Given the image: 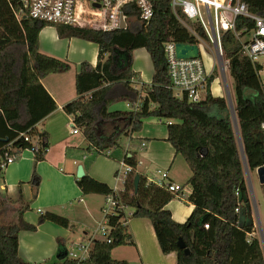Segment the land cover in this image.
I'll return each instance as SVG.
<instances>
[{"label": "trees", "instance_id": "trees-1", "mask_svg": "<svg viewBox=\"0 0 264 264\" xmlns=\"http://www.w3.org/2000/svg\"><path fill=\"white\" fill-rule=\"evenodd\" d=\"M150 1L153 17L147 26L138 20L134 6L129 5L123 10L127 16L126 27L103 32L51 25L27 17H21L18 23L14 16L19 8L17 0L11 4L0 0V160L8 145L15 155L37 146L33 154L35 165L44 159L48 148L46 134L37 132L34 127L54 112L56 105L41 80L47 75L68 71L70 65L39 51V32L53 27L59 39L92 42L98 47L96 64L94 67L87 62L80 64L75 76L77 98L62 108L88 143L83 153L87 155L86 161L91 163L97 155L109 157V152L118 147L117 135L103 139L97 134L96 126L101 122L123 120L129 133L139 132L146 119L166 122V141L191 173L186 184L191 188L187 202L193 206L192 212L184 223L173 221L165 206L175 195L138 175L135 172L137 153L129 150L121 161L132 171L124 178L120 198L133 211L132 218L150 222L161 253H174L175 264H264L258 239L247 237L252 231V214L241 157L242 151L248 172L264 165V129L261 127L264 89L260 87L253 65L242 55L239 41L227 31L221 36L222 57L233 81L231 102L240 141L227 100L214 97L210 92V85L216 79L213 74L207 80L201 101L188 103L176 98L168 87L163 46L168 41L196 44L197 40L179 23L170 0ZM240 1L253 15L264 16V0ZM242 25V20L237 19L236 30ZM196 31L200 38H205L201 29ZM139 48L149 55L153 74L149 84L139 83L137 87L132 52ZM117 102L130 103V111L109 113L108 108ZM136 103L138 109L134 110ZM20 134H25L28 141ZM136 175L139 179L135 191ZM75 183L83 195L106 196L111 192L105 184L86 174ZM29 184L35 196L39 177L34 167ZM4 203H16L18 207L9 222L0 223V264H31L18 254L17 237L21 231L35 232L45 221L71 228L67 219L50 212L41 213L37 225L24 222L22 216L29 207L20 186L13 201L0 194V207ZM107 226V237L92 241L85 260L65 256L53 264H127L111 257L113 249L132 244L127 227L119 223L116 215L108 216ZM180 240L188 250L187 255L177 246Z\"/></svg>", "mask_w": 264, "mask_h": 264}, {"label": "crops", "instance_id": "crops-1", "mask_svg": "<svg viewBox=\"0 0 264 264\" xmlns=\"http://www.w3.org/2000/svg\"><path fill=\"white\" fill-rule=\"evenodd\" d=\"M39 51L42 54L68 62L70 68L64 73L50 74L41 80V84L55 102L56 110L37 123L34 130L44 132L48 148L42 161L34 163V155L30 150H23L16 155L15 161L0 173V194L12 201L20 186L28 211L22 219L29 225H37L42 213L50 212L67 219L71 228H63L45 221L35 232L21 231L17 237L18 254L22 260L31 264L58 263V254L70 252L73 248L95 235V226L101 221V207L105 196L98 194L83 195L76 185V169L81 165L84 175L105 184L108 188L123 190L124 177L117 178L122 155L126 151L137 153L135 172L147 181L160 177V172L167 173V182L184 186V197L171 200L165 209L169 211L173 221L184 223L192 212L193 206L187 202L191 188L187 185L191 173L183 159L175 155L174 149L166 141V122L157 119H146L139 132L129 133L123 120L101 122L96 126L97 134L107 139L117 135L118 147L111 150L110 156L97 155L91 163L83 155L88 143L79 129L78 134H71V117L62 108L77 98L75 92V76L82 62L92 67L97 61L96 44L78 38L59 39L55 28L45 27L38 35ZM132 71L137 74L134 82L149 84L153 67L149 55L143 48L132 52ZM218 82V79H215ZM214 80V81H215ZM210 92L214 97H222L221 89ZM214 92L216 95H214ZM131 104L117 102L108 108L109 113L129 112ZM80 135L81 138H77ZM140 143L144 146L141 148ZM140 151V152H139ZM139 152V153H138ZM86 162V163H85ZM33 167L39 177L36 195L29 181ZM256 173V171L254 170ZM122 176V175H120ZM246 183L250 186L248 178ZM16 203H4L0 207V223L6 224L15 215ZM128 234L132 244L120 246L111 251L114 260L127 264H175L174 253H161L150 222L146 219L131 218L128 223Z\"/></svg>", "mask_w": 264, "mask_h": 264}, {"label": "built area", "instance_id": "built-area-1", "mask_svg": "<svg viewBox=\"0 0 264 264\" xmlns=\"http://www.w3.org/2000/svg\"><path fill=\"white\" fill-rule=\"evenodd\" d=\"M6 1L11 4L14 0ZM17 3L19 8L14 12V16L18 23L21 17H27L51 25H65L103 32L121 29L122 22L124 28L126 27L127 16L123 10L129 5L134 6L138 20L144 27L153 17V6L150 0H17ZM170 7L179 23L195 37L197 40L195 45L198 49L196 58L179 59L175 53L176 43L168 41L163 46L169 80L168 87L176 98L184 99L188 103H197L204 99L210 67H212V60L206 52L212 51L218 58H223L221 36L227 31L232 32L239 41L242 55L253 65L260 87L264 89V16L253 15L249 12L248 6L240 0H170ZM237 19L243 22L239 30H236ZM197 28L204 33V39L198 36ZM205 57L209 59V67L205 64ZM221 67H223L222 62ZM133 109H138V103ZM261 127L264 129V124ZM70 133L73 135L79 133V129L72 124V118ZM20 136H24V140L28 141L25 134H20ZM143 146L144 144L140 143V147ZM30 151L34 154L37 146L31 148ZM13 152L9 145L3 151V159L0 160L1 170L15 161L16 155ZM131 171L130 166L120 161L117 178H122ZM157 173L160 177L150 182L165 187L176 198L184 197L183 185L167 182L166 172L157 171ZM262 187L264 203V184ZM247 190L252 214V231L247 234V237L258 239L263 251L261 235L264 241V225L259 217L252 186L247 184ZM121 192L114 187L105 196L100 210L102 220L94 231L95 235H99V239H105L108 235L107 218L110 215L119 216V223L128 227L133 211L122 203ZM237 211L238 209L235 210ZM204 228L207 229L208 226L204 225ZM93 240L92 236L77 244L72 251H66V256L77 261L85 260L89 256Z\"/></svg>", "mask_w": 264, "mask_h": 264}, {"label": "rangeland", "instance_id": "rangeland-1", "mask_svg": "<svg viewBox=\"0 0 264 264\" xmlns=\"http://www.w3.org/2000/svg\"><path fill=\"white\" fill-rule=\"evenodd\" d=\"M206 53H208V55L210 56L211 60H212V67H210V75L213 74L217 80L214 81L213 86H212V90L213 89H218V93L220 95V91L218 86L221 89V95L223 98L226 99V92L229 93L230 98L232 97V78L229 75V70H228V65L227 62L224 61L223 58H221V62H222V66L221 67V62L218 59V57L216 55H214V53L211 51H207ZM205 64L207 67H209L210 62L209 59L207 57H205ZM218 83V86H217ZM214 95H216V93L214 92ZM77 138H81L80 135L77 136ZM140 152V151H139ZM138 152V153H139ZM185 163V162H184ZM246 175H245V180H246ZM248 178L251 182L252 185V190L256 199V203H257V209H258V213H259V217L260 220L262 222V224L264 225V203H263V194H262V185L259 183L257 175L254 171H250L248 172ZM102 220V219H101ZM96 227V226H95ZM97 236H99L97 234ZM86 241V240H84Z\"/></svg>", "mask_w": 264, "mask_h": 264}, {"label": "water", "instance_id": "water-1", "mask_svg": "<svg viewBox=\"0 0 264 264\" xmlns=\"http://www.w3.org/2000/svg\"><path fill=\"white\" fill-rule=\"evenodd\" d=\"M120 28L121 29L124 28V23L123 22L121 23ZM175 53H176V57L179 58V59L196 58L198 56V49H197V46L195 44H176L175 45ZM226 100H227L228 105H229L231 120H232L233 127H234V129L236 131V135H237L238 142H239L240 140H239V135H238L237 122H236L235 114H234V111H233L231 98H230L228 92H226ZM4 141L6 142L7 140L5 139ZM241 157H242L243 164H244L245 175L247 177L248 170H247V167H246V164H245V161H244V155H243L242 151H241ZM256 175H257L259 183L261 185H263L264 184V166H261V167H259L256 170ZM75 176H76L77 179H80V178H82L84 176V171H83V168H82L81 165L77 166ZM138 179H139V176L136 175L134 177V180H133V186H134V190L135 191L137 189ZM261 240H262L263 254H264V241H263L262 235H261ZM177 246L180 249H184V254L185 255L188 254V250L185 249V245L183 244V242L181 240L177 243ZM57 256H58V258L65 257L66 256V251L63 252V253H59Z\"/></svg>", "mask_w": 264, "mask_h": 264}, {"label": "bare ground", "instance_id": "bare-ground-1", "mask_svg": "<svg viewBox=\"0 0 264 264\" xmlns=\"http://www.w3.org/2000/svg\"><path fill=\"white\" fill-rule=\"evenodd\" d=\"M219 60H220V62H221V59L220 58H218ZM223 68V67H222Z\"/></svg>", "mask_w": 264, "mask_h": 264}]
</instances>
